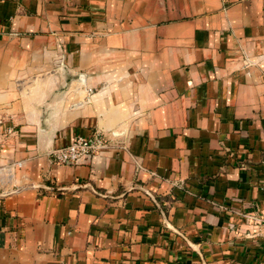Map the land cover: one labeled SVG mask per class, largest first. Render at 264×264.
<instances>
[{"label":"crops","instance_id":"crops-1","mask_svg":"<svg viewBox=\"0 0 264 264\" xmlns=\"http://www.w3.org/2000/svg\"><path fill=\"white\" fill-rule=\"evenodd\" d=\"M241 214L264 216V0H0V264H264Z\"/></svg>","mask_w":264,"mask_h":264},{"label":"built area","instance_id":"built-area-1","mask_svg":"<svg viewBox=\"0 0 264 264\" xmlns=\"http://www.w3.org/2000/svg\"><path fill=\"white\" fill-rule=\"evenodd\" d=\"M222 7H228L229 0H221ZM105 137L100 133L92 138H76L71 144L53 150L49 155L53 162L61 165L79 164L84 159L92 158L108 147ZM258 231V234L264 236V216L250 214H241Z\"/></svg>","mask_w":264,"mask_h":264}]
</instances>
